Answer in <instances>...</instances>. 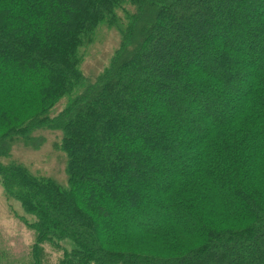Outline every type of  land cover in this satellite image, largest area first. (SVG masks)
Here are the masks:
<instances>
[{"label": "trees", "instance_id": "1", "mask_svg": "<svg viewBox=\"0 0 264 264\" xmlns=\"http://www.w3.org/2000/svg\"><path fill=\"white\" fill-rule=\"evenodd\" d=\"M102 26L121 43L92 82ZM41 131L65 181L3 161ZM0 183L31 264H264V0H0Z\"/></svg>", "mask_w": 264, "mask_h": 264}, {"label": "rangeland", "instance_id": "2", "mask_svg": "<svg viewBox=\"0 0 264 264\" xmlns=\"http://www.w3.org/2000/svg\"><path fill=\"white\" fill-rule=\"evenodd\" d=\"M120 43L121 36L116 29L106 26L99 28L94 41L82 50L81 70L86 79L92 82L96 81L109 67ZM259 62H261V59L253 58L254 65L258 66ZM241 80V77L238 78L229 87L232 94L240 86L239 81ZM66 104L65 98L53 109L52 115L60 113ZM212 106L214 109L212 107L211 109L216 114L218 107ZM178 114L185 121H189L191 117L195 116L194 110H190L187 104H182L179 107ZM37 135L46 139L45 144L38 151L26 149L22 146L15 147L12 157L8 160L3 159V161L15 160L26 165L33 173H41L58 181H65L67 159L59 149L63 137L62 133L41 131ZM174 151L171 148L163 150L162 153L164 156L169 157ZM25 218H28V216L20 204L5 196L0 183V264H31L35 233L24 224L23 219ZM71 249L72 245L69 243L55 248L53 245H45L43 254L45 264H59L65 253Z\"/></svg>", "mask_w": 264, "mask_h": 264}]
</instances>
